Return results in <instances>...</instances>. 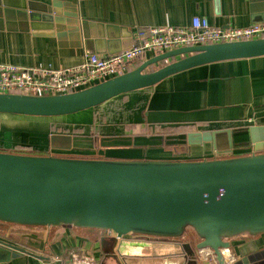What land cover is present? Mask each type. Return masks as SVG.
Returning a JSON list of instances; mask_svg holds the SVG:
<instances>
[{
	"label": "water",
	"instance_id": "1",
	"mask_svg": "<svg viewBox=\"0 0 264 264\" xmlns=\"http://www.w3.org/2000/svg\"><path fill=\"white\" fill-rule=\"evenodd\" d=\"M0 7V16L14 13L27 27L55 28L50 35L57 36L60 46L83 49L87 56L109 57L133 45L127 27L83 20L71 1L13 7L2 2ZM252 23L264 24V14ZM67 36L70 41H63ZM149 54L153 56L133 70L70 93H0V115H78L198 68L264 58V38ZM164 61L171 62L148 70ZM253 109H264V104ZM79 139L85 138L51 133L47 156L0 152V223L48 231L95 230L101 250L97 264L169 257H181L184 264H206L208 259L229 264L226 258L238 238L264 235V125L148 139L185 145L183 152L188 149L191 156L198 150L207 153L200 159L79 157L72 154ZM242 147L250 148L247 154L235 153ZM21 239L10 228L0 233V264L37 257L17 244ZM229 262L250 264L249 258Z\"/></svg>",
	"mask_w": 264,
	"mask_h": 264
},
{
	"label": "crops",
	"instance_id": "2",
	"mask_svg": "<svg viewBox=\"0 0 264 264\" xmlns=\"http://www.w3.org/2000/svg\"><path fill=\"white\" fill-rule=\"evenodd\" d=\"M52 1L0 0V3L6 2L13 7L28 2L49 5ZM59 1L77 3L83 20L127 27L132 34V44L137 41L136 34L139 30L167 26L185 27L191 24L194 17H206L213 27L243 28L253 25L252 19L258 14L259 16L264 14V0H220L218 5L215 0ZM54 31L55 28H46L43 24L37 29L27 27L14 13L8 14L7 17L2 14L0 64L39 71L46 69L57 71L79 66L87 56L84 50L60 46L57 36L50 35ZM63 41L69 42L70 38L67 36ZM152 56L148 54L145 59ZM119 99L126 100L124 102L126 105L130 101L133 107L125 109L122 113L110 112L114 115V121L102 123L101 120H97L95 116L101 109H95L90 113V121L94 122V125L87 128L82 126L83 123H75L82 124L80 128H83L84 132L72 136L85 138L79 139L76 143L77 149L73 152L75 156L91 158L96 156L98 151L100 156L105 157L104 159L113 160L200 159L207 155L198 150L200 148H196L195 150H198L195 151L196 155L191 156L188 149L183 152L182 148H187L185 145L153 144L148 139L187 135L189 133L184 129L193 125H200L194 132L205 131L201 124L206 126L224 124L230 128L235 125L238 128L264 125V109H253L254 106L257 108L264 104V58L198 68L174 76L153 88L115 100ZM235 106L240 107L235 108ZM203 110L208 111L202 112ZM76 116L87 119L89 114L84 112ZM57 119L63 118L54 120ZM148 129H151L150 133H147ZM156 129L172 131L171 134L166 135L154 134ZM249 149L236 148L235 153L247 154ZM9 228L21 236L22 242L17 244L37 257L22 256L8 264H69L70 256L75 253L80 257L92 256L93 260L97 257L101 258L100 244L97 241L99 233L94 230L89 232L91 230L71 228L50 231L45 228ZM191 240L196 243L194 238ZM203 254H208V251H204ZM242 258H249L250 264H264V235L256 238L243 236L237 239L226 261L232 264L229 262L232 259L241 261ZM204 260H207L206 256ZM95 262L97 264V261ZM127 262L128 264L185 263L181 257L129 258ZM215 263L214 259L206 261V264Z\"/></svg>",
	"mask_w": 264,
	"mask_h": 264
},
{
	"label": "built area",
	"instance_id": "3",
	"mask_svg": "<svg viewBox=\"0 0 264 264\" xmlns=\"http://www.w3.org/2000/svg\"><path fill=\"white\" fill-rule=\"evenodd\" d=\"M131 48L109 57L90 55L73 68L64 70H28L0 64V93L66 94L121 75L136 60L149 53L159 54L182 47L264 38V24L243 28L213 27L206 17H194L185 27L142 29ZM92 256L72 254L69 264H95Z\"/></svg>",
	"mask_w": 264,
	"mask_h": 264
},
{
	"label": "rangeland",
	"instance_id": "4",
	"mask_svg": "<svg viewBox=\"0 0 264 264\" xmlns=\"http://www.w3.org/2000/svg\"><path fill=\"white\" fill-rule=\"evenodd\" d=\"M158 68H160V65L156 66L155 69ZM124 102H126V100L119 99L107 103L103 107L99 108L101 109V111L97 113V116H95L96 119L99 121L100 120L103 121L102 119L104 117H102V114L108 115L110 112L122 113V111H125V109L128 108L131 109L130 107H133L132 104H130V101L128 105L124 104ZM92 111L93 110L87 111V114H89V116H87V119L74 115V116L63 117V119H57V120H54L56 119L54 118L52 119L53 121L49 120L50 118L26 117V116L9 117V116L0 115V148L6 150H12L16 147H24V148H33L34 150L39 152L42 151V152L50 153V149L48 147V137L52 133L50 130V125L52 124V122L65 124L66 126H68V128L71 129L79 128L82 126L89 128L90 126L94 125L93 124L94 122L90 121V115H91L90 113H92ZM107 115L105 116L107 120L103 121L102 123H106L107 121L108 122L114 121L113 114L108 116ZM61 120L63 121L59 122ZM84 122L86 123L84 124ZM75 123H83V125L75 124ZM177 127L178 126H175V128ZM9 227L10 226L7 225L4 228H1L2 231H0V233H6L9 230Z\"/></svg>",
	"mask_w": 264,
	"mask_h": 264
},
{
	"label": "trees",
	"instance_id": "5",
	"mask_svg": "<svg viewBox=\"0 0 264 264\" xmlns=\"http://www.w3.org/2000/svg\"><path fill=\"white\" fill-rule=\"evenodd\" d=\"M142 60H144V59H140L136 63L130 65L128 70L130 71V70H133V69L137 68L138 66H140V64L143 62ZM170 62L171 61H164V62H162V63H160L158 65H160V67H162V66H164V65H166V64H168ZM158 65H156V66H158ZM156 66H152L148 70L149 71L156 70L155 69ZM101 107H103V106H101ZM101 107H99V108H101ZM99 108H97V109H99ZM108 115H111V114L109 113ZM102 117H104L102 119L103 121L107 120L105 115L102 116ZM123 124L125 126V123H123ZM50 130H51L52 133L70 134V135H73V136H78L79 134L84 132L83 128L79 127V128L71 129V128H68V126H66L65 124H61V123H52L50 125ZM150 132H151V129H148L147 133H150ZM159 132L160 133L163 132V133H161L162 135H166L165 134L166 132H167V134H171V133H168V132H170V129H166V130L156 129L154 134H157ZM0 152H9V153L25 154V155H43V156L50 155L48 152H42V151L39 152V151L34 150L33 148H24V147H16V148H14L12 150H0ZM0 224L2 225L1 228H4L5 226H7L6 224H3V223H0ZM1 228H0V231H2ZM89 232H93V230H91ZM95 232H97V231H95Z\"/></svg>",
	"mask_w": 264,
	"mask_h": 264
},
{
	"label": "flooded vegetation",
	"instance_id": "6",
	"mask_svg": "<svg viewBox=\"0 0 264 264\" xmlns=\"http://www.w3.org/2000/svg\"><path fill=\"white\" fill-rule=\"evenodd\" d=\"M197 126H200V125L189 126L188 128L184 129V131H187V133H194V131H196L195 129H196ZM201 127H203L205 129V132H208V131L210 132V131H219V130H237V129H242L243 127H247V126H241V128L240 127L238 128V126L235 125V126L230 128L229 126L224 125V124L221 125V126L220 125L219 126H217V125H215V126H210V125L206 126L205 124H201ZM163 132H161V133H163ZM168 133H170V132H168ZM172 133H175V132H172ZM165 134H167V132ZM0 150H6V149H1L0 148ZM88 158H90V157H88ZM91 158L104 159L105 157L104 156H100L99 152L97 151L96 156H93ZM1 227H2V225L0 224V228Z\"/></svg>",
	"mask_w": 264,
	"mask_h": 264
}]
</instances>
